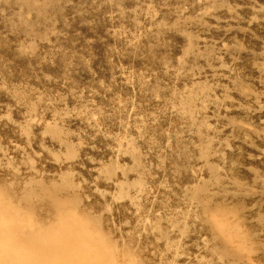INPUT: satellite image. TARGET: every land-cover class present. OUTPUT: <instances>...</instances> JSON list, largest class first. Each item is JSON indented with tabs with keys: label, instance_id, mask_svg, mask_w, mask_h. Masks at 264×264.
Here are the masks:
<instances>
[{
	"label": "rangeland",
	"instance_id": "374dc122",
	"mask_svg": "<svg viewBox=\"0 0 264 264\" xmlns=\"http://www.w3.org/2000/svg\"><path fill=\"white\" fill-rule=\"evenodd\" d=\"M0 264H264V0H0Z\"/></svg>",
	"mask_w": 264,
	"mask_h": 264
}]
</instances>
